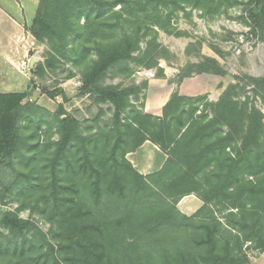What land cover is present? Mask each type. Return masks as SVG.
Instances as JSON below:
<instances>
[{
  "label": "trees",
  "instance_id": "trees-1",
  "mask_svg": "<svg viewBox=\"0 0 264 264\" xmlns=\"http://www.w3.org/2000/svg\"><path fill=\"white\" fill-rule=\"evenodd\" d=\"M239 1H38L25 30L46 52L30 72L41 78L70 63L80 73L78 94L109 103L112 114L109 123L86 133L72 117L55 118L50 128L58 140L37 138L24 156L20 124L39 108L24 102L30 87L0 93V203L15 196L49 225L46 234L16 212H1L10 240L0 241V264H250L247 249L264 252L263 114L225 90L190 138L187 122L178 121L172 131L171 121L142 113L136 138L121 116L129 97L146 86L136 92L103 84L112 70L127 78L138 66L157 69L166 52L156 29L171 33L179 12L197 9L213 18ZM246 6L249 32L264 42V0ZM181 72L178 82L193 73L225 75L210 57ZM250 82L254 89L264 86V78ZM56 96L68 99L61 89ZM135 141L166 153L157 173L143 176L127 161ZM14 159H21L22 171L14 169ZM190 194L202 206L186 216L177 204Z\"/></svg>",
  "mask_w": 264,
  "mask_h": 264
},
{
  "label": "rangeland",
  "instance_id": "rangeland-1",
  "mask_svg": "<svg viewBox=\"0 0 264 264\" xmlns=\"http://www.w3.org/2000/svg\"><path fill=\"white\" fill-rule=\"evenodd\" d=\"M38 1L0 0V9L8 12L14 20L29 25L35 16ZM247 1L240 0L237 4L231 5L227 11L213 18H205L197 9H187L186 14L179 12L171 21V33L156 29L157 43L166 52L165 57L157 59V69L166 70L167 78L158 76L156 68L149 70L154 72L152 80L159 79L170 85L172 82H178L181 70H184L188 65L198 63L202 57L213 58L218 61L225 72L222 77L214 75V80L220 81L218 87L223 89L221 95L226 90L238 102L248 101L249 104L254 105L263 114L264 124V86L254 89L250 82L254 78H264V42L258 41L249 32L246 15ZM141 46L144 48V43ZM45 52L46 46L34 41L28 62L24 66V74L8 71L10 67L0 59V85L3 87L5 84L7 85L3 88L4 90L0 88V92L23 91L30 87V96L24 102L29 99L30 104L39 108L35 112V116L23 120L20 124L24 140L21 153L24 156L30 152L29 148L37 138L40 142H43L47 137L54 142L58 140L54 129L50 128L54 124L55 118L60 119L65 116L74 118L80 123L84 133L89 130L95 131L97 127L104 126L111 119L112 106L109 103L97 104L91 95L78 94L73 84L76 79L81 80L80 73L70 63H63L55 70H47L41 78L32 75L31 68L43 63ZM149 70L138 66L140 73ZM2 71H6V73L4 74ZM135 71L130 77L124 78L116 70H112L105 77L103 84L124 88L135 80ZM2 74L6 75L4 77L8 81H1ZM69 74H73V76L68 78ZM193 75L197 74L193 73L190 77ZM139 77L142 76L138 75ZM141 82H144V79H140L139 83ZM56 89H61L68 99L64 101L60 96L51 97ZM211 89L213 91L211 99L214 100L218 92ZM144 96L145 94L139 97L144 99ZM198 102L200 104L197 107L201 106L199 111L201 116H209V102L204 99ZM139 104L138 107L142 106ZM60 107L63 111L62 115H60ZM99 114L101 115L97 120ZM14 169L16 171L23 170L21 159H14ZM199 206L200 202L193 200L190 211H184V213L188 214L198 209ZM28 207L29 205H26L22 208L21 200L16 199L15 196L6 197L0 203V213L16 212L20 218L34 222L43 233L47 234L49 225L38 214L31 213ZM0 233L2 234L1 242L10 240L7 230L2 226H0ZM246 251L250 262L264 264V252L258 253L252 250L248 251V249Z\"/></svg>",
  "mask_w": 264,
  "mask_h": 264
},
{
  "label": "crops",
  "instance_id": "crops-1",
  "mask_svg": "<svg viewBox=\"0 0 264 264\" xmlns=\"http://www.w3.org/2000/svg\"><path fill=\"white\" fill-rule=\"evenodd\" d=\"M29 26L30 24H23L18 22V20H14L8 12L0 9V59L10 67V70H8L10 72L24 74V66L28 62L30 50L34 45V39L25 30ZM160 69L162 70V77L167 78L166 70ZM2 72L6 73V71ZM4 74L1 76V81L7 80ZM209 75L206 73L197 74L183 78L180 82H172L167 85V82H162L159 79L152 80L154 77L147 78L139 75L142 77L138 78V69H136L135 80L124 86V88H133L138 92V88L144 84L146 87L139 96L145 94V98L138 97V93L131 95L129 97L130 107L121 116V119L127 124L129 130L134 132L136 138L138 137V113L151 116L157 120L166 119L171 121L170 128L172 131H175L178 121H184L187 122L186 128L188 127L190 132L188 137L190 138L199 129L200 125L198 122L201 118L199 112L201 106L197 107L200 103H196L193 100L198 97H204V100L208 101L209 104H215L223 90L218 87L220 81L214 80V75ZM140 79H144V82L139 83ZM6 86V84L4 87L0 85V88L3 89ZM211 88H213L214 92L215 90L218 92L214 100L211 99L213 95ZM13 92L1 91L0 93ZM181 98L187 101L183 102ZM138 104H142V106L138 107ZM125 158L137 173L148 176L157 173L161 169L167 155L150 141H145L139 148L138 142L135 141V148L130 150ZM193 200L200 202L199 208L202 206L200 199L195 194H190L178 202L177 209L186 216L192 215L199 208L188 214L184 213V211H190ZM250 264H253V262H250Z\"/></svg>",
  "mask_w": 264,
  "mask_h": 264
},
{
  "label": "built area",
  "instance_id": "built-area-1",
  "mask_svg": "<svg viewBox=\"0 0 264 264\" xmlns=\"http://www.w3.org/2000/svg\"><path fill=\"white\" fill-rule=\"evenodd\" d=\"M138 75H143L147 78H153L154 77V72L149 70V71H144L142 73L138 72ZM74 88L78 89L81 86V81L79 79H76L73 84Z\"/></svg>",
  "mask_w": 264,
  "mask_h": 264
},
{
  "label": "water",
  "instance_id": "water-1",
  "mask_svg": "<svg viewBox=\"0 0 264 264\" xmlns=\"http://www.w3.org/2000/svg\"><path fill=\"white\" fill-rule=\"evenodd\" d=\"M32 65H33V61L31 62L30 66L32 67Z\"/></svg>",
  "mask_w": 264,
  "mask_h": 264
}]
</instances>
